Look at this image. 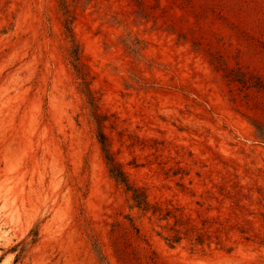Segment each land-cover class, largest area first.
Wrapping results in <instances>:
<instances>
[{
	"label": "rangeland",
	"instance_id": "1",
	"mask_svg": "<svg viewBox=\"0 0 264 264\" xmlns=\"http://www.w3.org/2000/svg\"><path fill=\"white\" fill-rule=\"evenodd\" d=\"M95 242L264 264V0H0V264H105Z\"/></svg>",
	"mask_w": 264,
	"mask_h": 264
},
{
	"label": "trees",
	"instance_id": "2",
	"mask_svg": "<svg viewBox=\"0 0 264 264\" xmlns=\"http://www.w3.org/2000/svg\"><path fill=\"white\" fill-rule=\"evenodd\" d=\"M67 12L69 13V10H67ZM69 22L70 21L68 19L66 27H67L68 36L70 38V41L72 42L71 62L73 64L74 68L76 69L79 78L82 80L83 86H85L86 94L89 98V102H90L91 106H95V108H93V115L96 119V123L98 126V139H99V142L101 144L105 159L108 163L109 170H110L112 176L117 181L124 184L128 190L133 192V198L138 203V206L143 207L144 209H147L149 207V202L146 198V195L144 194V192L142 190H140L137 187H134L129 182L126 172L122 169L120 164H118L114 159L113 152L111 151V148H110L109 137L103 130V127H104L103 120L104 119L102 118V115L97 110V105L95 103V97L93 95L92 90L88 86L86 73L84 72L83 66L80 63L79 47H78L77 43L75 42L74 34L71 30V27L69 26ZM179 238H180L179 235H175V237L173 239H171V241L176 242V241H178ZM94 246H95L98 254L100 255L101 260L105 261V264H112L107 259L106 255L103 253L102 249L99 248L98 242H95Z\"/></svg>",
	"mask_w": 264,
	"mask_h": 264
}]
</instances>
